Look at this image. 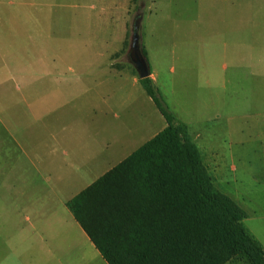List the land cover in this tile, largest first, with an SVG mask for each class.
I'll use <instances>...</instances> for the list:
<instances>
[{"label":"rangeland","instance_id":"obj_1","mask_svg":"<svg viewBox=\"0 0 264 264\" xmlns=\"http://www.w3.org/2000/svg\"><path fill=\"white\" fill-rule=\"evenodd\" d=\"M32 6H49L53 25L49 32L25 31L24 71H82L90 74L87 82L102 81V112L89 110L84 119H102V136L133 139L119 161L163 125L143 132L159 111L127 60L131 26L142 13L155 86L187 126L216 188L245 209V226L264 243V0H25ZM47 55H68L69 63L52 64ZM51 118L25 109L21 134ZM10 262L0 247V264ZM93 263L106 264L100 255ZM229 264L250 263L239 257Z\"/></svg>","mask_w":264,"mask_h":264},{"label":"crops","instance_id":"obj_2","mask_svg":"<svg viewBox=\"0 0 264 264\" xmlns=\"http://www.w3.org/2000/svg\"><path fill=\"white\" fill-rule=\"evenodd\" d=\"M50 11L49 6L25 7V0H0V247L13 257L6 264H95L102 256L67 203L128 157L131 153L118 159L119 152L134 141L102 136V119H84L89 110L102 112V81L87 82L90 74L82 71H24L25 31L49 32ZM120 52L108 55L114 59ZM69 57L44 59L57 64L69 63ZM25 109L52 118L36 120L27 126H35L34 131L21 134ZM158 113L154 120L148 118L144 133L152 130L153 123L163 124L160 131L166 127ZM12 127L20 128L16 135ZM238 206L247 215L245 223L249 214ZM247 229L264 248L256 233Z\"/></svg>","mask_w":264,"mask_h":264},{"label":"trees","instance_id":"obj_3","mask_svg":"<svg viewBox=\"0 0 264 264\" xmlns=\"http://www.w3.org/2000/svg\"><path fill=\"white\" fill-rule=\"evenodd\" d=\"M139 82L167 125L68 201L75 220L107 264H264L246 213L216 188L187 126L152 77Z\"/></svg>","mask_w":264,"mask_h":264},{"label":"water","instance_id":"obj_4","mask_svg":"<svg viewBox=\"0 0 264 264\" xmlns=\"http://www.w3.org/2000/svg\"><path fill=\"white\" fill-rule=\"evenodd\" d=\"M143 15L139 13L133 20L131 26V38L128 50L127 60L135 69L139 79L151 77V68L149 61L143 53L142 38L140 34Z\"/></svg>","mask_w":264,"mask_h":264}]
</instances>
